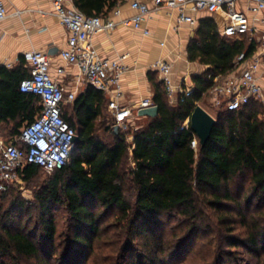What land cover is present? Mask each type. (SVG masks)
I'll return each mask as SVG.
<instances>
[{
	"label": "trees",
	"instance_id": "trees-1",
	"mask_svg": "<svg viewBox=\"0 0 264 264\" xmlns=\"http://www.w3.org/2000/svg\"><path fill=\"white\" fill-rule=\"evenodd\" d=\"M119 2L74 0L76 8L86 15H106ZM254 50L255 44L247 36L227 39L216 22L205 17L190 41L188 53L191 61L208 68L203 74L193 75L194 91L184 102L171 105L164 84L153 80V103L158 106V115L145 116L143 124L129 125L127 130L119 128L118 132L115 119L108 123L104 115V92L92 85L73 102L63 105L64 118L76 130L78 140L69 161L53 171L35 195L42 238L39 241L14 225V210L25 206L15 197L6 207L14 186L0 191V264L18 257L45 261L53 256L55 212L61 209L66 212L73 233L69 264H83L84 257L92 254L100 256L104 245L99 240L111 229L116 237L103 264H166L172 244L165 241L160 217L178 215L190 221L195 231L201 228L197 223L203 214L198 206L201 201L215 209L221 219L229 217L227 204H235L245 232L234 235L231 232L235 228L228 227L229 233L219 234L220 244L228 247L218 246L215 263L222 264L223 257L233 255L232 247H243L261 264L264 119L260 118L257 100L236 111L216 108V116L212 115L217 124L207 144L197 151L191 146V124L188 129H180L194 108L203 106L201 102L211 93L215 77L234 72L237 56L244 52L249 58ZM29 74L22 66L12 70L0 67V127L12 126L9 137H17L23 124L33 121L40 110L34 94L19 90L20 81ZM40 170L44 169L37 164H27L19 170V176L32 182ZM245 178L249 190L244 208L236 201L231 186L236 179ZM110 215L113 221L103 226ZM191 234L180 241L179 250L184 249ZM142 238L145 241L140 244ZM136 254L137 259H132ZM98 259V264H102Z\"/></svg>",
	"mask_w": 264,
	"mask_h": 264
},
{
	"label": "built area",
	"instance_id": "built-area-1",
	"mask_svg": "<svg viewBox=\"0 0 264 264\" xmlns=\"http://www.w3.org/2000/svg\"><path fill=\"white\" fill-rule=\"evenodd\" d=\"M130 0L135 14L115 21L106 15H86L74 4V0H51L55 14L68 32V47L61 51V58L68 65L80 69L81 76L88 84L103 91L111 98V109L115 123L127 130L129 109L122 103L124 96L121 79L126 71L124 57L111 59L102 57L93 45L92 37L100 32L111 31L118 25L142 29L148 36L150 30L143 27L144 21L153 11L175 9L178 23L196 22L195 15L201 12H220L225 18L221 35L227 39L247 36L254 42L255 50L247 58L245 53L237 56L236 69L226 76L217 75L207 99L215 108L236 111L251 100H259L264 93V0ZM20 13V12H18ZM17 13V14H18ZM119 8L113 11L120 15ZM7 17L5 0H0V21ZM30 74L19 83L23 93L34 94L40 110L33 121L21 129L20 134L0 149V191L19 182V170L27 164H37L47 172L61 169L70 159L75 146L76 130L63 115V105L76 98L75 92L67 95L61 82L51 74L50 56L42 50L26 53ZM162 75L165 91L172 103L174 98L184 102L193 94L194 87L177 84L172 77V65L157 60L150 66ZM59 67L57 73L64 74ZM154 105L150 98H143L137 110ZM188 117L181 130L188 129ZM192 148L197 151L200 141L193 131Z\"/></svg>",
	"mask_w": 264,
	"mask_h": 264
},
{
	"label": "crops",
	"instance_id": "crops-1",
	"mask_svg": "<svg viewBox=\"0 0 264 264\" xmlns=\"http://www.w3.org/2000/svg\"><path fill=\"white\" fill-rule=\"evenodd\" d=\"M148 2L154 7L152 0ZM5 4L7 17L0 21V67L12 70L22 66L25 71H30L26 53L42 50L50 56L51 74L61 82L64 93L75 92L77 97L84 92L90 84L81 76L77 66L68 65L60 56L61 51L68 47V32L55 14L51 0H5ZM117 8L121 11L120 15L113 14ZM134 14L130 0H120L108 12L110 18L118 22ZM205 17H211L221 33L225 18L220 12H201L195 15L194 24H179L177 10L162 9L153 11L144 21L143 27L150 30L148 36L143 34L142 29L118 25L111 31L92 37L93 45L102 57H124L126 71L121 79L124 93L122 103L130 111L129 121L134 124L136 121V125L144 123L145 116L138 115L137 105L143 98L153 100V80L162 82V75L150 68L155 61L161 59L170 63L175 83L192 87L193 75L203 74L207 70L208 65L191 61L188 53L190 41ZM59 67L64 69V74L57 73ZM104 95L105 110L113 115L111 98ZM176 98L171 105L177 104ZM206 101L211 105L208 99ZM36 105L39 107L38 102ZM5 137H0L1 141Z\"/></svg>",
	"mask_w": 264,
	"mask_h": 264
},
{
	"label": "rangeland",
	"instance_id": "rangeland-1",
	"mask_svg": "<svg viewBox=\"0 0 264 264\" xmlns=\"http://www.w3.org/2000/svg\"><path fill=\"white\" fill-rule=\"evenodd\" d=\"M264 81V80H263ZM264 84V83H263ZM203 106L213 115L216 116V108L212 105H209L207 101L201 102ZM257 104L261 111L260 118L264 119V93L262 97L257 100ZM224 110V108H221ZM105 117L107 118L108 123L114 122V116L108 111L105 112ZM26 122L23 124V126ZM130 124L136 125L133 121H130ZM12 126L4 128L0 127V137L6 136L4 140L1 141L0 138V149L4 144H7L15 137H9V131ZM132 139V137L130 138ZM52 172H47L45 170H40V173L37 177L33 179L32 182H26L23 178L20 177L19 182L15 183V191L8 197L9 201L7 202L6 207L11 203V199L22 200L25 203V206L20 210H14V225L23 232L31 233L37 240H41V225H40V214L37 208V199L36 193H38L44 184V181ZM232 194L234 195L236 201H240L242 206L245 208L247 206V197L246 194L249 190V181L245 179H236L234 185L231 186ZM209 198V197H208ZM227 214L228 218L221 219L220 214L211 208L206 202L201 201L198 206L201 208L203 214L201 219L198 220V228L193 231V227L188 220H184L178 215H165L160 217V226L162 227L163 233H166L164 238L165 241H169L172 244L168 256L166 258V264H214L217 256V249L220 244L219 234L224 236L228 232V227H234L235 230L231 233L234 235H239L240 233H245L243 226L239 223L240 215L239 209L235 204L229 203ZM255 204L252 205L254 207ZM56 223H57V233L53 246L54 254L51 257H48L47 260H40L38 258H26L18 257L17 259H6V264H69L72 255V244L70 239L72 238L71 229L68 221V216L66 212L61 209L56 212ZM113 221V216L110 215L107 217L106 222L103 224L106 225ZM233 228V229H234ZM191 234L190 240H188L184 249L181 251L177 247L180 241ZM105 234V235H104ZM100 238V244L103 243L102 252L100 256L96 257V254L84 257L83 264H98L97 259L101 260L103 264V259H108L110 255V245L115 240V231L111 229L109 232L104 233ZM193 237V238H192ZM192 238V239H191ZM145 241L144 238L139 240L140 244ZM223 248H227L226 244H223ZM234 251V254L231 256L223 257L222 264H257V259L254 258L251 254L245 252L243 247L231 248ZM217 251V252H216ZM97 252V250H96ZM138 254L132 259H137ZM96 258V259H95ZM260 263L263 264L264 256L260 259ZM147 264V261H145ZM216 264V263H215Z\"/></svg>",
	"mask_w": 264,
	"mask_h": 264
},
{
	"label": "water",
	"instance_id": "water-1",
	"mask_svg": "<svg viewBox=\"0 0 264 264\" xmlns=\"http://www.w3.org/2000/svg\"><path fill=\"white\" fill-rule=\"evenodd\" d=\"M159 113L157 105L140 108L138 110L139 116L156 117ZM190 124L193 131L196 133L200 141V146L204 147L209 141L213 128L217 124V119L209 113L203 106L197 105L191 116ZM115 131L118 132L119 125L114 126ZM78 140V135L75 136L74 141Z\"/></svg>",
	"mask_w": 264,
	"mask_h": 264
}]
</instances>
